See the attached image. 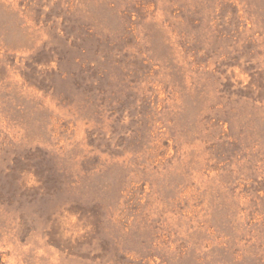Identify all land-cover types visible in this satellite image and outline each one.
I'll return each mask as SVG.
<instances>
[{
  "label": "rangeland",
  "instance_id": "obj_1",
  "mask_svg": "<svg viewBox=\"0 0 264 264\" xmlns=\"http://www.w3.org/2000/svg\"><path fill=\"white\" fill-rule=\"evenodd\" d=\"M0 264H264V0H0Z\"/></svg>",
  "mask_w": 264,
  "mask_h": 264
}]
</instances>
